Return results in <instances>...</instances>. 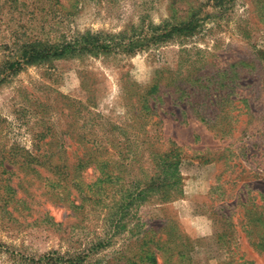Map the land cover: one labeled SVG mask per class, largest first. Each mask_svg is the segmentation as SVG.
<instances>
[{"label": "rangeland", "instance_id": "374dc122", "mask_svg": "<svg viewBox=\"0 0 264 264\" xmlns=\"http://www.w3.org/2000/svg\"><path fill=\"white\" fill-rule=\"evenodd\" d=\"M257 218L264 0H0V264H264Z\"/></svg>", "mask_w": 264, "mask_h": 264}, {"label": "trees", "instance_id": "16d2710c", "mask_svg": "<svg viewBox=\"0 0 264 264\" xmlns=\"http://www.w3.org/2000/svg\"><path fill=\"white\" fill-rule=\"evenodd\" d=\"M195 15V14H194ZM192 15L191 17L187 18V20H183L180 21L179 23L175 24L170 33H172L173 31L178 32V33H188L191 30L194 29V18L195 16ZM54 47H46L43 50L39 51L38 49L35 48H31L30 46H24L22 47V49L20 50V56L18 57L17 60L13 61V62H9L8 65V69H14V68H19L21 65L23 64H27V63H31L34 62L35 60H40L42 58H45L47 56H49L50 54L52 55H57V51H53ZM60 54V53H59ZM26 156H29V154H27ZM48 163L50 164V166L54 169H59L60 171L62 170V167L59 165H55L54 161L52 159L47 160ZM33 171H37L36 169ZM247 229H245V233L249 234L250 236L256 235L258 238L259 236L261 237L258 241L257 244H263L264 241V219H253L251 221H248V223H246Z\"/></svg>", "mask_w": 264, "mask_h": 264}]
</instances>
